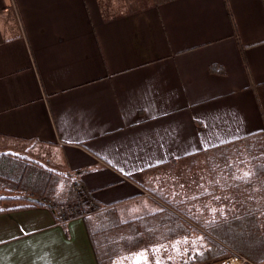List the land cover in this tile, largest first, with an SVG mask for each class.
Masks as SVG:
<instances>
[{"label": "crops", "instance_id": "0c3cea01", "mask_svg": "<svg viewBox=\"0 0 264 264\" xmlns=\"http://www.w3.org/2000/svg\"><path fill=\"white\" fill-rule=\"evenodd\" d=\"M139 1L0 0L2 150L104 206L157 207L158 170L264 132V0ZM0 264L98 263L37 207L0 212Z\"/></svg>", "mask_w": 264, "mask_h": 264}, {"label": "trees", "instance_id": "16d2710c", "mask_svg": "<svg viewBox=\"0 0 264 264\" xmlns=\"http://www.w3.org/2000/svg\"><path fill=\"white\" fill-rule=\"evenodd\" d=\"M185 163H190V168L186 169L188 179L180 194L187 198L171 199L164 185L151 176V183L147 184L158 188L144 190L158 205L143 213L133 204L130 208L129 203L97 204L78 181L79 172L58 171L47 163L1 150L0 212L48 208L56 221L64 225L56 207L67 204L86 209L89 214L82 219L98 264L133 253L146 240L161 241L191 233L204 234L211 246L208 253L211 257L233 252L264 264V132L228 142L170 167L176 164L184 167ZM246 171L252 174L250 178L243 177ZM195 174L197 181L191 179ZM74 184L81 198L77 197ZM206 201L213 206L212 212L197 213L194 202L205 211ZM131 212L143 215L130 218ZM150 216L163 218L148 225L137 221ZM71 219L74 216L69 214L66 222Z\"/></svg>", "mask_w": 264, "mask_h": 264}, {"label": "rangeland", "instance_id": "374dc122", "mask_svg": "<svg viewBox=\"0 0 264 264\" xmlns=\"http://www.w3.org/2000/svg\"><path fill=\"white\" fill-rule=\"evenodd\" d=\"M148 1L149 0H141V1H139L138 4H140L142 6V5H145L146 3H148ZM2 149H4V148H1V146H0V150H2ZM7 151L12 152V150H7ZM12 153L19 154L21 152L13 151ZM19 155H21V154H19ZM28 158H30V157H28ZM201 163H202V161H200L199 164H201ZM189 164L190 163H185L184 167H183V165L181 166L180 164H176L174 167L169 166V167L162 168L160 170V172L154 176V180L158 181L159 183L161 182V184L164 185V187L169 191V195L171 196V199H173V198L179 199L180 198V201H181V200H184L187 198V197L182 196L180 194V190L182 189L183 184L185 185V182H187L186 179H188V177H187L188 174H186V169L190 168ZM58 171H60V170H58ZM197 178L198 177H196V174H195L192 176L191 179H193L194 181H197ZM150 183H151V180H150ZM181 185H182V187H181ZM143 187L144 188L145 187L146 188H150V187L158 188L156 186H153L152 184H151V186H149L147 183H145L143 185ZM144 191H146V190H144ZM77 197L81 198V194L79 192H77ZM191 197H192V195H191ZM143 201L139 202L140 204L132 203L133 207L135 205H137L136 209H138V211L143 210V213H147L146 210H148V209L152 210L155 208V207H153V205H149V203H144ZM206 202H207L206 206H208V207L205 211L202 210L201 208H199L194 202V207L196 208L197 213L202 214L204 212L206 213V211L212 212L213 206L208 201H206ZM132 204L129 205L130 208H132ZM50 205L53 207L56 206L55 204H50ZM56 208H60V206L56 207ZM63 208H64V210L67 209L69 211V214L71 216H74V218H80L79 217L80 215L78 214L79 208L67 207V204H65ZM67 210L65 212L68 213ZM143 213L141 212V214L140 213L134 214V212H131V216H129V217L130 218H136L137 216L141 217L143 215ZM88 214L86 216H88ZM129 217H127V219ZM162 218H163V216H159V217L158 216H150V217L139 218V219H137V221L140 222L141 224L148 225L150 223L151 224L157 223ZM212 238H214V236H212ZM96 241H97V243L99 242L98 239ZM157 246H159V247H157ZM210 248H211V246L207 242V240L204 238L203 233H200V234L191 233V234L186 235V236L173 237V238L164 239L161 241L156 240L154 242H151V241L146 240L141 245V247H139L133 253L130 252L128 254H122L121 256H119L116 259H113L112 261H110L107 264H136V261L134 260V254H136V253H140V256H141L140 264H145V261L142 259L143 257H147L146 264H155L156 261H160L161 264H191V263H193V264H214V263H216L222 259L229 257V255L231 254V252H230L229 255H225V256L221 255L219 257H211L210 255H208ZM168 257H171V259H168ZM203 260H204V262H200Z\"/></svg>", "mask_w": 264, "mask_h": 264}, {"label": "built area", "instance_id": "2783aa9c", "mask_svg": "<svg viewBox=\"0 0 264 264\" xmlns=\"http://www.w3.org/2000/svg\"><path fill=\"white\" fill-rule=\"evenodd\" d=\"M74 189L75 191L79 192L78 187L74 184ZM66 210H64V208L60 207V208H56L55 212L59 215V217H61L63 219L64 222H66V220L69 217V211L68 213L65 212ZM79 217L82 218L84 216H86L88 214V211L86 209L83 208H79ZM214 264H256L253 261L249 260L248 258H246L245 256L238 254V253H231L229 255V257L222 259Z\"/></svg>", "mask_w": 264, "mask_h": 264}, {"label": "snow or ice", "instance_id": "6c2138e0", "mask_svg": "<svg viewBox=\"0 0 264 264\" xmlns=\"http://www.w3.org/2000/svg\"><path fill=\"white\" fill-rule=\"evenodd\" d=\"M251 173L250 172H244V174H243V177L244 178H250L251 177ZM181 187H182V185H181ZM157 247H159V246H157ZM143 251V250H142ZM144 261H145V264H146V262H147V257H143L142 258ZM168 259H171V257H168ZM134 260L136 261V264H140V260H141V256H140V253H136V254H134ZM155 264H161V262L160 261H156L155 262Z\"/></svg>", "mask_w": 264, "mask_h": 264}]
</instances>
